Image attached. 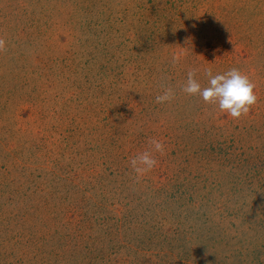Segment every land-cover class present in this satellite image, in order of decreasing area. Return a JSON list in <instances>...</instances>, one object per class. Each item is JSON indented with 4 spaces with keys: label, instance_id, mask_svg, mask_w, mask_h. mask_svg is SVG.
Wrapping results in <instances>:
<instances>
[{
    "label": "rangeland",
    "instance_id": "374dc122",
    "mask_svg": "<svg viewBox=\"0 0 264 264\" xmlns=\"http://www.w3.org/2000/svg\"><path fill=\"white\" fill-rule=\"evenodd\" d=\"M0 39V264H110L91 251L106 232L101 223L113 217L156 234L150 242L160 244L163 257L143 250L134 264H197L190 258L198 255L169 243L172 232L189 226L178 218L181 204L193 205L185 188H207L226 175L243 178L234 187L244 191L245 214L257 203L264 211L257 179L264 172V4L0 0ZM233 67L248 76L257 97L239 119L181 91L191 69L204 87L205 69L215 75ZM166 87L174 98L156 103ZM153 137L162 139L164 153H155L157 166L136 180L128 161ZM233 158L248 159L250 170L229 172ZM154 196L166 222L154 221ZM83 215L91 226L77 247L69 234ZM247 235L244 264H264V235ZM46 239L34 257L12 248ZM55 243L64 259L44 260ZM217 252L215 263L232 261L222 263L229 254ZM111 256L113 264H127Z\"/></svg>",
    "mask_w": 264,
    "mask_h": 264
},
{
    "label": "trees",
    "instance_id": "16d2710c",
    "mask_svg": "<svg viewBox=\"0 0 264 264\" xmlns=\"http://www.w3.org/2000/svg\"><path fill=\"white\" fill-rule=\"evenodd\" d=\"M254 1H256L258 7H261V5L264 4V0ZM217 154L221 156L220 153L217 152ZM228 161L231 162L230 168L232 169L229 170V172L234 173L236 171L250 170L248 159L233 158L228 159ZM248 173L249 172H247V174ZM262 175H264V172L260 175V178L256 177L260 187H264V177H262ZM227 177V175L225 177L226 179L221 177L217 183H212L211 186H207V188L203 187L200 189L197 187V184L192 185L191 187L193 188L191 190L190 187L185 188V194L192 193L191 200H193V205H187L184 203L181 204L180 207L183 209L179 211L178 218L182 216L181 219L183 221H180L179 223L189 226L183 230H175L172 232L169 243L178 242L177 248L180 250L189 252L192 257L194 255H198V260L190 258V260L193 259L197 264H218L215 263V261L216 253H218L217 250L220 247L224 252L229 254L228 256H223L224 260H222V263H225L228 259H232L229 264H244L246 263L245 248L248 246L247 239L251 238L249 235H247V232H251L256 238L260 235H264V211L259 208V203H257V207L254 208L251 214H245L242 211V207L240 208V205H244V191H241L240 187H234L235 178L233 179L231 177L230 179ZM238 178L239 179L235 181L240 185L243 181L241 179L243 178L240 175ZM189 182L190 181H187V184ZM203 182H207L206 178L203 180ZM243 184L245 185V183ZM246 184L248 185L247 182ZM205 189L206 191H203ZM156 190L157 188L154 189V193H156ZM177 198L178 201H180L181 197L178 196ZM154 199H159V196L156 198L154 196L153 200ZM159 204H161V202H158L157 204V202L154 200L152 206L156 208L149 210L154 215V221L162 220V222H166L167 219L159 218V211L165 213L164 210L166 209H164V207H159ZM41 214L42 213L36 212L38 219ZM100 214L101 212L98 215ZM258 215L263 216V226L258 224ZM42 218L44 219L43 214ZM234 220H237L239 223L236 224ZM39 221L41 220L39 219ZM83 225H85V228L81 227ZM90 226L91 222H88V218L83 215V220L79 225L75 226L73 231L69 234L70 240H74V246L76 245L79 247L82 243H84L85 237L81 235V232L85 230L88 231V227ZM103 226H106V232H100L93 240L95 248L91 252L96 256L94 259H99L100 262H110V264H113V259L107 260L108 256L113 255L114 258H117L118 256H124L127 258V264H134L137 259L144 257L143 250L146 252H152V250H155L159 252L157 255H161L163 257V250L157 249V245L160 244L150 242V240L155 241L154 238L156 237L155 232L152 230H148V232H146L142 229L131 228L128 221L123 220L122 218L115 219V217L106 218V220L101 223L100 231L101 227ZM256 226L261 227V230H257L255 228L253 229V227ZM141 227H143V225ZM155 229L156 232H161L160 226L156 227ZM231 229H233V231H231ZM36 232L39 234L44 233V231ZM48 232L45 233L46 236H49ZM162 235L166 237V233ZM49 241L51 240L46 239L42 240V242L39 244L36 243L30 245V243H26L24 245H14L12 248H14L16 253L21 255H30L34 253V257L40 250V247L41 250L42 247H47ZM59 247H61L59 243H55L54 246L48 247L43 257L44 260L58 258L61 261V259H64L63 252L61 251L62 249ZM114 248H116V250H114ZM75 251L76 255L81 253L82 257L80 258L84 259V252H80L79 250ZM157 255H154V257L157 261H160L161 258H157ZM119 259L121 258H118L117 260ZM165 263L166 261H164L162 264ZM149 264L155 263L149 261Z\"/></svg>",
    "mask_w": 264,
    "mask_h": 264
},
{
    "label": "clouds",
    "instance_id": "9594fccd",
    "mask_svg": "<svg viewBox=\"0 0 264 264\" xmlns=\"http://www.w3.org/2000/svg\"><path fill=\"white\" fill-rule=\"evenodd\" d=\"M5 46V41L0 39V50ZM172 64L178 61L172 58ZM196 69L187 72L181 91L187 96L199 97L203 103L214 105L216 109L233 119H239L247 114L250 106L256 102L254 94V84L249 80L246 74H243L238 68H230L226 72L212 74L210 69H205L207 76V85L201 87V84L194 78ZM174 98L173 89L164 88L162 94L155 97V102L164 104ZM164 143L162 139L150 138L147 141V148L130 157L128 165L136 180L148 174L157 166L155 153L163 155Z\"/></svg>",
    "mask_w": 264,
    "mask_h": 264
}]
</instances>
